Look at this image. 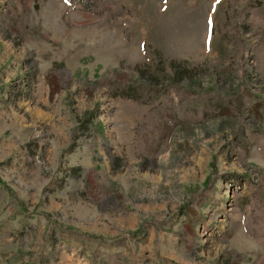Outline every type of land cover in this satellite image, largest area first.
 Returning a JSON list of instances; mask_svg holds the SVG:
<instances>
[{"label":"rangeland","instance_id":"rangeland-1","mask_svg":"<svg viewBox=\"0 0 264 264\" xmlns=\"http://www.w3.org/2000/svg\"><path fill=\"white\" fill-rule=\"evenodd\" d=\"M0 264H264V0H0Z\"/></svg>","mask_w":264,"mask_h":264}]
</instances>
